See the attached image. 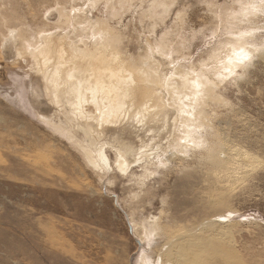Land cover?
<instances>
[{
  "label": "rangeland",
  "instance_id": "obj_1",
  "mask_svg": "<svg viewBox=\"0 0 264 264\" xmlns=\"http://www.w3.org/2000/svg\"><path fill=\"white\" fill-rule=\"evenodd\" d=\"M0 264H264V0H0Z\"/></svg>",
  "mask_w": 264,
  "mask_h": 264
},
{
  "label": "bare ground",
  "instance_id": "obj_2",
  "mask_svg": "<svg viewBox=\"0 0 264 264\" xmlns=\"http://www.w3.org/2000/svg\"><path fill=\"white\" fill-rule=\"evenodd\" d=\"M48 35H50V34H48ZM51 43L52 42L50 41V39H48V38L45 39V43L41 47V49L39 51L40 53L43 54V56L46 54V57H48L49 52L52 49L51 48ZM41 44H43V43H41ZM41 44H40V46H41ZM56 48H57V45H56ZM32 52L34 53L36 51L34 50ZM55 52H56V50H55ZM216 53L217 52H215L214 55H217V54H218L217 56L220 55L219 52L217 54ZM50 54H53V53L50 52ZM97 54H100V53H97ZM235 54H236V52H235ZM212 56H211V58L213 59V61H211L210 63H213L214 62V58L217 61H219L217 59L218 58L217 56H216L217 58L216 57L213 58ZM62 57H64L63 56V48L60 46V48L58 50V59L61 61ZM208 57H210V55ZM220 57H219V59L221 60L220 62H222V59ZM83 58H84V56H83ZM222 58H224V57H222ZM238 58H240V57H238ZM107 59H109V58H107ZM212 59H209V60H212ZM43 62H45V60ZM216 62H214V63H216ZM224 62H225V60H224ZM205 63L207 65L208 64L209 65H215V64H210V63H207V62H205ZM87 64H88L87 61L84 64H83V62H81V63L77 62V65L79 67L77 66V68L75 70H73L71 73L68 74V77H75L76 78V84L74 86V92H75V98H76L75 99L74 106H75L76 110L78 109L79 110V113H82V109H81V107H79V105H80V103H82V101H85V98H86L87 94L89 93V95H90L89 96L90 97V101L92 102V104L94 105V107L98 110V112H99V115L98 116H100L101 119H106V118H108V116L115 117L116 114L119 111L122 110L123 103H124V100L123 99L126 96H129L131 94V91H130L131 89L130 88H132L131 85H132L133 81H135V80H132L133 77L129 73H125L124 74V71L125 70L122 68V66L112 67L110 63H106V65L100 66V64H98L97 61H94L92 73H96V75L98 73L99 75H101L100 76V79L97 82L92 83L89 86H85V79L82 76V74L84 73V68H85V66ZM116 64H114V65H116ZM219 64H221V63H219ZM233 64H235V63H233ZM209 65H208V67H209ZM55 66H56V64H55ZM227 66H228V64H227ZM213 68H214V66H213ZM220 68L222 69V67H220ZM59 71H60V67L57 66L54 69V71L51 73V75L49 76V81H50V85H51L52 89H54L57 86L56 83L58 81ZM102 76H106V77H102ZM99 87L101 89H99ZM99 92L101 94V97H98L97 96V94H99ZM50 125H51V123H50ZM98 160H100V162H102L103 164H105L106 167L109 166V163H110L109 162V159L107 158V155L105 154V152H102L101 150L99 151V159ZM100 162L98 163V162L94 161L91 164H92V166L95 165V167L98 168L96 165L97 164L98 165H101ZM127 166H129V163H127L125 159L123 160L121 158V156H119V158H118V160H117V162L115 164V167H117L121 171H124V169H126Z\"/></svg>",
  "mask_w": 264,
  "mask_h": 264
}]
</instances>
